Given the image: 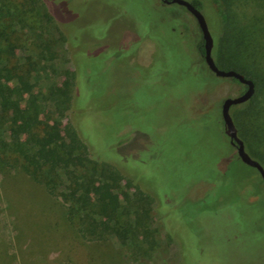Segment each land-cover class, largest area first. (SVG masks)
<instances>
[{
    "label": "rangeland",
    "instance_id": "rangeland-1",
    "mask_svg": "<svg viewBox=\"0 0 264 264\" xmlns=\"http://www.w3.org/2000/svg\"><path fill=\"white\" fill-rule=\"evenodd\" d=\"M203 2L202 13L218 43L214 60L245 68L234 63V45L225 41L224 6L218 0ZM41 3L56 30L42 9L26 20L27 26L36 21L49 29L40 42L53 44L56 59L41 65L39 76L44 85L62 86L68 72L76 75L62 128L73 124L91 157L123 174L122 195L130 192L138 200L141 190L150 198L139 208V213L150 210V217L136 229L148 232L150 242L85 240L68 221L61 200L21 170L0 168V264H264V182L235 159L222 117L225 99L242 95L246 86L232 79L213 81L216 76L196 49L202 36L197 20L183 6L161 0ZM256 8L241 2L238 9L245 16L237 26ZM234 26L231 22L227 29ZM263 76L258 77L261 95ZM244 133L239 134L243 141ZM252 142L250 151L264 162V137ZM211 146H219L214 153L226 159L204 170L215 184L189 188L200 176L193 172L201 161L210 163L204 149ZM130 216L136 221L139 215L131 208Z\"/></svg>",
    "mask_w": 264,
    "mask_h": 264
},
{
    "label": "trees",
    "instance_id": "trees-1",
    "mask_svg": "<svg viewBox=\"0 0 264 264\" xmlns=\"http://www.w3.org/2000/svg\"><path fill=\"white\" fill-rule=\"evenodd\" d=\"M189 1L202 12L207 9L203 0ZM218 1L225 8L224 22L228 32L225 41L230 46L234 45V63H241L245 68L241 69L231 63L223 67L217 59L216 62L221 69L238 71L256 84V98L232 107L231 112L239 108L232 115L238 134L245 132L246 150L264 165L247 145L259 136L264 137V94L258 93V77L264 74V0ZM247 1L256 5V14L237 26L238 21L245 16L238 6ZM39 9H42L44 17L56 30L41 0H0V168L7 172L12 169L21 170L42 185L50 196L61 200L67 210L68 221L78 227L81 238L85 240L100 243L117 237L130 246L150 242L148 232L141 234L136 230L138 226L143 227L146 217H150V210L143 208L139 213L141 204L150 198L141 190L137 192L138 200L130 192L122 195L123 174L112 164L93 159L73 124H68L65 130L62 128L73 101L76 75L68 72L62 86L43 84L39 76L41 65L54 61L56 54L51 42L45 45L40 42L48 29L46 26L38 27L40 25L36 21L27 26L26 20L35 19ZM231 22L236 26L229 31L227 28ZM59 33L65 40L66 36ZM24 37L28 40L24 41ZM28 41L31 47L27 45ZM196 49L205 64L203 34ZM217 49L218 43L215 40V55ZM23 50L27 54L25 57L20 56ZM248 59L251 61L250 66L243 63ZM219 79L215 77L213 81ZM232 80L239 83L236 79ZM206 81L200 82L201 87ZM220 136L225 138L221 132ZM228 146L235 149L230 143ZM214 147L204 149L205 153H209L211 161H201V167L193 172V175L200 176L189 188L200 182L211 181L215 184L213 178L203 175L210 164L217 168L226 160L221 154L214 153V149L221 148ZM261 153V158H264V151ZM235 159L241 161L238 153ZM188 164L195 166L189 160ZM131 208L139 215L136 221L130 216ZM50 262L57 263L56 260Z\"/></svg>",
    "mask_w": 264,
    "mask_h": 264
},
{
    "label": "water",
    "instance_id": "water-1",
    "mask_svg": "<svg viewBox=\"0 0 264 264\" xmlns=\"http://www.w3.org/2000/svg\"><path fill=\"white\" fill-rule=\"evenodd\" d=\"M167 2L185 7L196 18L205 41V61L215 76L223 79H236L239 83L246 86V91L242 95L235 98H227L223 103L222 116L225 123V132L230 138L232 144L237 147V153L241 161L244 164L257 169L264 181V166L258 160L254 159L246 150L245 143L239 137L238 129L231 114L232 107L244 104L253 98L256 93L255 82L246 78L238 71L224 70L217 65L213 57L215 39L209 29L207 20L202 11L197 9L189 0H171Z\"/></svg>",
    "mask_w": 264,
    "mask_h": 264
},
{
    "label": "flooded vegetation",
    "instance_id": "flooded-vegetation-1",
    "mask_svg": "<svg viewBox=\"0 0 264 264\" xmlns=\"http://www.w3.org/2000/svg\"><path fill=\"white\" fill-rule=\"evenodd\" d=\"M165 5H170V4H172V3H168L167 1H171V0H161ZM191 14V13H190ZM192 15V14H191ZM193 16V15H192ZM194 17V16H193ZM195 18V17H194ZM196 19V18H195ZM200 27V26H199ZM204 59H205V56H204ZM205 62V64H206V61H204ZM207 65V64H206ZM208 67V66H207ZM208 69H209V67H208ZM210 70V69H209ZM211 71V70H210ZM212 72V71H211ZM213 73V72H212ZM214 74V73H213ZM217 77V76H216ZM223 117V116H222ZM225 124V123H224ZM228 137V136H227ZM228 139H229V142H230V144L237 150V147L235 146V145H233L232 144V142H231V140H230V138L228 137Z\"/></svg>",
    "mask_w": 264,
    "mask_h": 264
}]
</instances>
